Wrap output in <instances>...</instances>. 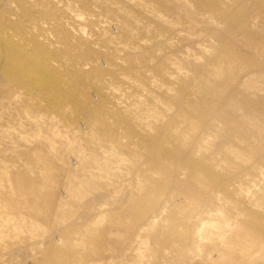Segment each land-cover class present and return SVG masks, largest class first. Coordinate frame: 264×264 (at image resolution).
<instances>
[{"label":"rangeland","instance_id":"374dc122","mask_svg":"<svg viewBox=\"0 0 264 264\" xmlns=\"http://www.w3.org/2000/svg\"><path fill=\"white\" fill-rule=\"evenodd\" d=\"M1 1L0 264H264V0Z\"/></svg>","mask_w":264,"mask_h":264},{"label":"bare ground","instance_id":"6f19581e","mask_svg":"<svg viewBox=\"0 0 264 264\" xmlns=\"http://www.w3.org/2000/svg\"><path fill=\"white\" fill-rule=\"evenodd\" d=\"M4 30L8 31L6 29ZM5 31L0 32V58H3L0 62V68L1 73L4 75V80L14 79L20 81L21 77H27L29 79V85L31 86L35 85L43 88L42 83L45 82L47 88L46 86H44V88L48 92V83L50 82V77L47 75L48 70H46V67L43 66L39 61H36V58L33 56L23 54L20 52V50L15 51L8 47L7 43L9 41V36H7L8 32L6 33ZM49 93H53V97L56 96L54 100H56L60 95L57 86L50 87ZM43 191V193L47 195L46 190ZM6 226L12 227L14 231L18 229V225L15 224L8 223Z\"/></svg>","mask_w":264,"mask_h":264}]
</instances>
